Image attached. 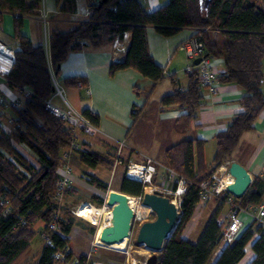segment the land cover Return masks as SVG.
Returning <instances> with one entry per match:
<instances>
[{
  "label": "trees",
  "instance_id": "trees-1",
  "mask_svg": "<svg viewBox=\"0 0 264 264\" xmlns=\"http://www.w3.org/2000/svg\"><path fill=\"white\" fill-rule=\"evenodd\" d=\"M43 0H0V11L15 14L14 32L18 40L13 48L15 61L5 76L12 86L31 91L20 105L9 104L7 113L13 119L10 130L0 128V264L14 262L29 248L33 237L46 231L52 243H46L36 264H53V253L61 249L71 231L75 215L64 209L54 199L58 180L57 168L61 163L62 149L68 147L72 133L66 122L47 108V101L54 93L52 74L73 50L85 45L94 47L112 42L124 32H129V42L121 60L110 64V72L127 67L136 68L142 75L158 82L170 76L175 86L164 94L161 105L178 104L185 111L177 119L178 128L184 130L196 117L202 94L198 71L189 72L188 85L177 87L173 74H165L163 66L155 62L148 50L147 26L152 25L162 35L169 36L185 26L201 33L208 56L221 57L225 70L218 75L221 82L237 83L243 89L240 97L242 110L234 114L228 126L216 134V150L211 166L203 159L202 139H185L165 150V164L185 177V190L180 202V217L159 254L158 264H237L251 244L254 252L248 264H264V233L254 221L244 226L232 241H222V223L218 215L228 195L224 190L216 201L217 207L204 225L198 239L192 241L183 231L195 213L200 198L201 183L212 180L219 165L227 161L241 134L254 127L255 119L264 108V0H210L201 8L199 0H167L164 4L147 10L140 0H86L89 15L69 31L53 29L49 35V49L35 45L20 28L25 14L39 12ZM60 10L73 12L77 0H56ZM86 80L81 76L66 77L68 84ZM5 106V104L3 103ZM82 113L97 125L99 117L89 109ZM6 115H8L6 117ZM133 117L136 112L132 113ZM86 133L92 129L81 126ZM24 143L37 156L32 163L16 146ZM196 142V145H195ZM195 148L198 149L196 162ZM79 161L89 167L112 166L113 157L83 143L78 149ZM90 184L107 189V182L87 173ZM119 191L143 195L141 181L122 176ZM264 194V178L254 177L250 188L238 200L243 207L257 205ZM98 204L103 196H94ZM8 210L5 212V209ZM44 222L40 231L34 223ZM55 221L57 229H49ZM71 253L67 256L70 258ZM85 255H80L81 261Z\"/></svg>",
  "mask_w": 264,
  "mask_h": 264
},
{
  "label": "crops",
  "instance_id": "crops-1",
  "mask_svg": "<svg viewBox=\"0 0 264 264\" xmlns=\"http://www.w3.org/2000/svg\"><path fill=\"white\" fill-rule=\"evenodd\" d=\"M166 1L140 0L147 10H152ZM42 9L46 13V19H43ZM88 15L89 8L86 0H77V8L73 12L60 10L56 0H43L39 12L23 16L20 31L33 44L43 45L48 51L49 35L53 29L60 31L72 30ZM14 18V13L0 11V42L12 48L18 45L14 32ZM196 32L197 29L185 26L176 33L165 36L159 33L154 26H147L149 53L156 63L164 67L165 74L174 75L179 88H185L189 80V73L185 71L187 59L185 53L179 48V44ZM129 35L128 33L127 41L122 42L123 45L120 49H116L112 41L97 47L85 45L79 50L69 52L59 65V71L55 73L58 84L63 88V96L54 92L50 98L51 103L61 109L68 106L81 112L84 109H89L98 115L99 120L93 132L89 134H86L83 130L78 132L82 147L83 143H86L91 148L103 152L107 151L109 147L116 149L118 143L124 141L126 147L129 148L134 145L133 149L135 151L151 155L158 161L164 162L165 150L169 146L185 139H202L204 141L203 159L207 166H211L217 146L216 134L224 130L234 114L242 110L240 104V97L243 94L242 87L237 83L219 81L218 92L215 94H211L202 88V99L196 111V117L186 129L181 130L178 128L177 119L185 110L181 109L178 104L161 105L160 103L161 97L172 92L175 88L170 76H165L158 82H153L134 67L119 69L114 73L110 72V64L123 58L128 46ZM212 60L218 73L225 70L223 58L214 56ZM73 76L83 77L86 84L80 86L65 82L66 77ZM23 89L24 87L10 85L6 77L0 74V98H2L5 106L17 100L23 101ZM261 89L264 94V83ZM133 112H136L135 117L132 115ZM6 113L10 115L9 111H6ZM144 142L145 144H143ZM15 144L32 163L37 165V156L29 147L20 142ZM64 152H67L69 159L74 161V164H72L74 185L70 189L78 191V189L86 188L88 190L93 189L92 192H94L97 187L88 182L83 172L96 174L94 172L98 170L99 166L92 168L81 163L79 153L71 151L68 147L63 148L61 154ZM195 155L197 162L198 149L196 148ZM232 161L242 164L250 173L252 181L256 176L264 178V108L255 119L254 127L241 134L238 145L231 157L225 162L230 163ZM106 176L108 177V174ZM99 178L107 182L106 178ZM67 191L60 203L61 209L63 206L69 207L68 205L71 204L73 192ZM130 196L127 195V199ZM262 200H264V194ZM217 204L218 202L214 197L210 198L206 206L190 219L196 226L193 229L194 232L187 233L186 226L183 236L196 241ZM129 207L133 208L134 204L132 203ZM228 211L229 205L227 203L223 204L218 215V220L221 223H223ZM242 218L244 221L243 227L252 221L249 212H243ZM107 221L108 223L103 221V227H107L110 223L109 219ZM43 225L44 222L38 219L34 223V228L40 231ZM66 237L72 256L85 255L83 264L85 262L117 264L106 256H103V258L98 257L99 260L96 261L91 257L92 255L88 257L92 243L91 233L81 219L74 218L71 231ZM44 245L45 241L38 232L31 240L29 248L14 264H36ZM99 249L94 247L93 256L102 251L101 249L99 251ZM253 256L254 252L251 249V244H249L245 255L237 264H248ZM68 263L62 262L60 264Z\"/></svg>",
  "mask_w": 264,
  "mask_h": 264
},
{
  "label": "built area",
  "instance_id": "built-area-1",
  "mask_svg": "<svg viewBox=\"0 0 264 264\" xmlns=\"http://www.w3.org/2000/svg\"><path fill=\"white\" fill-rule=\"evenodd\" d=\"M41 9V8H40ZM41 14L43 19H46V13L42 9ZM129 32H124L123 36L117 35L113 42L116 49H120L123 41H127V35ZM179 48L185 53L187 62L185 65L186 72L198 71L199 84L201 88L206 89L209 93L215 94L218 92V71L214 66L211 56H208L205 51V42L200 32L194 33L191 37L183 40L179 44ZM200 57V61L195 63V59ZM15 61V53L12 47H9L0 42V74L6 76ZM52 81L54 84V92L63 96V88L58 84L57 79L53 71ZM77 84L84 86L81 80L77 81ZM23 95L30 96L32 93L29 89H23ZM51 98V97H50ZM47 101V108L50 109L57 116L62 118L67 126L70 128L72 133V140L68 148L70 150L80 149V142L77 141L76 130L82 125L92 130L96 129V125L91 122L81 111L68 106L65 109H61L51 103V99ZM21 100L15 101L14 105H20ZM7 106L3 105V100L0 98V128L5 131H9L13 119L7 117L4 120L3 116L6 114ZM126 147L124 141H120L116 146L113 163L111 167L112 177L122 166V176L139 180L143 183L145 191L148 189L158 190L163 195L173 194L174 200L176 199L181 202L182 193L185 190L186 179L184 176L179 174L175 169L166 165L164 162H160L151 155L142 154L140 160L130 159L124 162L122 154ZM122 164V165H121ZM229 162L222 163L212 174V180H204L201 183L200 198L195 207V213L206 206L210 198L220 197L229 182H232V176L228 172ZM58 180L54 191V199L61 202L64 193L72 187L73 182V169L70 163L69 154L64 152L61 154V163L57 168ZM108 196V193H107ZM141 196V195H139ZM1 202L7 203V199L0 196ZM235 195L228 193L226 197V203L229 205V211L226 215L222 225V241H232L237 233L243 228L244 221L242 218L243 212H249L254 220L255 226L259 227L264 233V200L260 201L257 205L249 204L247 207H243ZM107 201V197L105 199ZM104 203L102 206H106ZM106 208H108L106 206ZM5 209V212H7ZM194 213V214H195ZM77 214V210H76ZM78 215V214H77ZM83 218V217H82ZM49 229L55 231L57 224L55 221L51 222ZM40 235L46 243H52L50 235L46 231H41ZM71 253V248L66 243L61 249L56 250L53 253L54 262L53 264H60L62 262L70 261V264H83L78 256H67Z\"/></svg>",
  "mask_w": 264,
  "mask_h": 264
},
{
  "label": "rangeland",
  "instance_id": "rangeland-1",
  "mask_svg": "<svg viewBox=\"0 0 264 264\" xmlns=\"http://www.w3.org/2000/svg\"><path fill=\"white\" fill-rule=\"evenodd\" d=\"M7 116L8 115H6V117ZM4 120H6V119H4ZM81 130H83L81 127L76 130L78 142H80L79 141L80 134L78 137V132H80ZM86 134H89V133H86ZM138 136L140 137V134ZM81 137H82V134H81ZM136 140L138 141V139H136ZM145 142L143 144H145ZM80 147L82 148L81 143H80ZM133 147H135V146L133 145L132 147H129V148L125 147L124 152L122 154V159L124 162H127L130 159H133V160H140L141 159L142 154L139 151H135V149H133ZM71 151H75V150H71ZM103 153L108 154L110 157H114L115 156L114 155L115 149H111L109 147L107 149V151H103ZM70 163L72 165V164H74V161L72 159H70ZM164 163H165V161H164ZM111 167L112 166H104V167L99 166L98 170H96L94 172V173H96L94 175H99L98 177H104L107 179V189L106 190L100 189L97 186H95L97 188L95 189L94 192H92L93 189L88 190L86 188H81V189H78V191H77V190H73V189L69 188L68 191L73 192L72 193L73 195H71V204L68 205L69 207L63 206L64 211H62V213L69 211L70 213L75 215V217H77L78 219H81L85 223V225L89 228V231L91 233L92 243H91V246L89 249L88 257L92 255L91 257L94 259V261L99 260L98 257L103 258V256L104 257L106 256L107 258H110L111 260H113L117 264H135L137 261H140L142 264H145L146 258L153 251L151 249L149 250L144 244L137 243L136 236H137L140 224L143 221L154 219L156 215H155V212L149 206L143 204L142 196L132 195V194L126 193L127 195H131L133 198L134 197L136 198V199L134 198V200H133L135 211H134V218H133L132 227H131L129 236L125 237L122 241L115 242V241L107 238L104 235L105 227L102 226V223H103V221H106L105 223H108L105 212L110 210V206L107 204V201L105 199H106L107 193L109 191H112V190H118L119 191V189H118L119 183H120V180L122 178V166H120V168L118 169V171L115 173V175L113 177L111 174ZM72 169H73V166H72ZM83 174L87 177L86 172H83ZM107 174H108V177L106 176ZM73 185H74V175H73L72 186ZM147 191H151V189H148ZM65 194H66V192L64 193V195ZM64 195H63V197H64ZM95 195L103 196V198H104L103 203L98 204L95 201V198H94ZM166 196H168V197H170V199L174 200L173 194L166 195ZM175 201L177 202L176 204L180 207L179 200L176 199ZM61 202H62V200H61ZM86 202H88L94 206H97V207H101L104 203H106L105 205L108 207L99 216H98V214H96V212H92L93 209L91 207L87 208L88 212L82 211V216L87 217L88 219H90L91 221H93L95 223L90 222L89 220L82 218L76 214L77 208ZM198 212H200V210ZM98 218H99V221H98ZM252 221H254V220H252ZM108 225H110V223ZM104 226H106V225H104ZM195 227H196L195 224H193L192 221H190V223L187 224V233L194 232L193 229H195ZM103 239L109 240L110 243L108 244V243L103 242ZM94 247L100 248L102 251H100V249H99V251H100L99 254H95L93 256ZM135 249H142V250L148 249V253H147V255H139L135 252ZM79 258H80V256H79ZM68 262H69L68 264H70V261H68ZM81 262L83 263V260ZM85 264H93V263L85 262Z\"/></svg>",
  "mask_w": 264,
  "mask_h": 264
},
{
  "label": "water",
  "instance_id": "water-1",
  "mask_svg": "<svg viewBox=\"0 0 264 264\" xmlns=\"http://www.w3.org/2000/svg\"><path fill=\"white\" fill-rule=\"evenodd\" d=\"M209 2L210 0H199L201 8H207ZM194 61L198 63L200 57ZM228 172L233 181L226 186L227 192L238 198L242 197L251 186L250 173L236 161L230 162ZM126 196L125 192L118 190L109 191L107 196V204L110 206V225L105 227L104 235L115 242L122 241L129 236L132 227L134 210L129 207ZM142 202L149 206L156 216L154 219L143 221L140 224L136 241L153 251L146 258L145 264H158L159 254L176 227L180 209L175 201L158 190L144 191ZM135 264L142 263L137 261Z\"/></svg>",
  "mask_w": 264,
  "mask_h": 264
},
{
  "label": "bare ground",
  "instance_id": "bare-ground-1",
  "mask_svg": "<svg viewBox=\"0 0 264 264\" xmlns=\"http://www.w3.org/2000/svg\"><path fill=\"white\" fill-rule=\"evenodd\" d=\"M229 183H230V182H229ZM134 198H135V197H134ZM134 198L130 196V197H128V199H127V196H126V199H127V203H128V205H131V204L133 203V199H134ZM135 199H136V198H135ZM175 203H177V202L175 201ZM89 207H91V208L93 209L92 212H96V214H98V216H99L102 212H104V211L106 210V206L97 207V206H94V205H92V204H90V203H88V202H86V203L80 205V206L77 208V214H78L80 217H83V218L89 220L90 222H93V221H91V220L88 219L87 217L82 216V211H84V212H88V209H87V208H89ZM131 208H132V207H131ZM132 209L135 211V208H134V207H133ZM91 214H92V213H91ZM105 214H106V217L110 220V210L106 211ZM108 219H107V220H108ZM98 221H99V218H98ZM93 223H95V222H93ZM103 242L108 243V244L110 243L109 240H107V239H103ZM135 252H136L137 254H139V255H147V253H148V249H147V250L135 249Z\"/></svg>",
  "mask_w": 264,
  "mask_h": 264
}]
</instances>
